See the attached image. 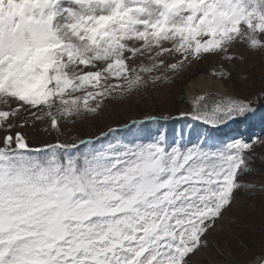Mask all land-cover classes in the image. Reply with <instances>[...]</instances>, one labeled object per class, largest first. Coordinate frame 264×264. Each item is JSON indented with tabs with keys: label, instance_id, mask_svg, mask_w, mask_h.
Wrapping results in <instances>:
<instances>
[{
	"label": "snow or ice",
	"instance_id": "6c2138e0",
	"mask_svg": "<svg viewBox=\"0 0 264 264\" xmlns=\"http://www.w3.org/2000/svg\"><path fill=\"white\" fill-rule=\"evenodd\" d=\"M237 47L264 56V0H0V264H195L236 192L256 187L240 178L264 140L97 147L106 134L65 129L195 60L245 61ZM252 104L209 89L180 116L215 127ZM37 125L55 142L17 130Z\"/></svg>",
	"mask_w": 264,
	"mask_h": 264
},
{
	"label": "rangeland",
	"instance_id": "374dc122",
	"mask_svg": "<svg viewBox=\"0 0 264 264\" xmlns=\"http://www.w3.org/2000/svg\"><path fill=\"white\" fill-rule=\"evenodd\" d=\"M232 52L243 53L245 61L228 63L222 57L206 56L198 64L195 62L191 70L197 68L202 73L183 87V99L177 98L178 90L172 84L184 83L183 77L188 72L177 75L174 83L166 87L150 89L142 94L123 99L106 101L99 115L88 117L74 127L69 126L65 129L66 134L70 133L71 136L86 140H96L102 134H106L99 140L97 147L114 140L148 141L159 138L162 133L168 142L186 145L206 141L207 145L216 146L236 139L245 142L264 140V127L254 128L253 120L249 124L247 121L235 125L244 131L242 133L227 130L224 134H215L192 119L180 122L178 125L170 121L165 123L167 121L163 119L155 122L147 120L150 116L181 117V112L190 111L188 88L198 78L205 76L220 82L233 97L251 99L252 107L262 109L255 114L260 116L262 113L261 118L264 124V94L257 98V94L264 89V56L260 53H249L241 47L232 49ZM221 66L231 72L230 80L221 82L213 77L212 73ZM153 99L156 100L155 103ZM156 109L160 113H156ZM132 121H144V123L133 126ZM124 126L127 127L123 128ZM42 128L43 125H37L35 128L25 127L17 130L25 133L34 145L55 142L54 134L49 136L42 131ZM116 128L123 129L116 130ZM2 135L3 133H0V136ZM64 138H67V135ZM250 167L252 171L248 175L241 176L240 180L241 183H251L256 187L252 190L245 187L236 192L231 208L207 234V247L194 258L195 264H253L255 258L264 251V146L258 144Z\"/></svg>",
	"mask_w": 264,
	"mask_h": 264
},
{
	"label": "bare ground",
	"instance_id": "6f19581e",
	"mask_svg": "<svg viewBox=\"0 0 264 264\" xmlns=\"http://www.w3.org/2000/svg\"><path fill=\"white\" fill-rule=\"evenodd\" d=\"M188 89H189L188 90V94H189L190 101L192 99H194L195 97H197L198 95L203 94L205 91H207L209 89L212 90V91H216L217 89H219L221 92L226 91V92L229 93V91H227L226 89H224V87L222 86V84L220 82L214 81L212 78L205 77V76H201L196 81H194L193 83H191ZM229 94H231V93H229ZM231 96H233V95L231 94ZM253 109L255 110V107H253ZM247 114H245L243 116H246ZM240 119H242L241 116L238 119H236V120L239 121ZM231 120L232 119L226 121L222 125L215 126L213 128H217V129L225 128L228 123L232 122ZM200 123L203 124L202 122H200ZM203 125H205V124H203ZM206 126H208V125H206Z\"/></svg>",
	"mask_w": 264,
	"mask_h": 264
},
{
	"label": "trees",
	"instance_id": "16d2710c",
	"mask_svg": "<svg viewBox=\"0 0 264 264\" xmlns=\"http://www.w3.org/2000/svg\"><path fill=\"white\" fill-rule=\"evenodd\" d=\"M203 61V59H199V60H195V61H193L190 65H188L181 73H185V72H188L187 74H186V76L185 77H183V81H184V83H182V84H172V85H174V87H176L177 88V90H178V93H177V98L178 99H180V98H182L183 99V92H182V90H183V87L190 81V80H192L193 78H195L196 76H198L199 74H201L202 73V71H200V70H198L197 68H193L192 70H191V68L195 65V62L198 64L200 61ZM190 69V70H189ZM189 70V71H188ZM204 72H207V71H204ZM208 73V72H207ZM153 101V103H155L156 102V100H152ZM183 104V103H182ZM155 105V104H154ZM156 106V105H155ZM160 111L162 110V109H159ZM165 110V109H164ZM156 113H160V112H158V110L156 109V111H155ZM168 118H171V116L170 117H168ZM83 139H85V138H83Z\"/></svg>",
	"mask_w": 264,
	"mask_h": 264
},
{
	"label": "water",
	"instance_id": "95a60500",
	"mask_svg": "<svg viewBox=\"0 0 264 264\" xmlns=\"http://www.w3.org/2000/svg\"><path fill=\"white\" fill-rule=\"evenodd\" d=\"M184 117L180 118V119H183Z\"/></svg>",
	"mask_w": 264,
	"mask_h": 264
}]
</instances>
